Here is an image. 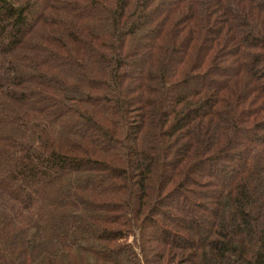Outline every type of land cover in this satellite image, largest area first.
I'll return each mask as SVG.
<instances>
[{
  "label": "trees",
  "instance_id": "obj_1",
  "mask_svg": "<svg viewBox=\"0 0 264 264\" xmlns=\"http://www.w3.org/2000/svg\"><path fill=\"white\" fill-rule=\"evenodd\" d=\"M0 264H264V0H0Z\"/></svg>",
  "mask_w": 264,
  "mask_h": 264
},
{
  "label": "rangeland",
  "instance_id": "obj_2",
  "mask_svg": "<svg viewBox=\"0 0 264 264\" xmlns=\"http://www.w3.org/2000/svg\"><path fill=\"white\" fill-rule=\"evenodd\" d=\"M220 170H219V168H218V173L220 174V175H223V173L221 172H219ZM101 186V185H100ZM26 192H30V190H27ZM178 201V202H177ZM171 203H173V205H181L183 208H185V209H187V211L189 210V205H186V204H184L183 202H182V200L180 201V198H178V197H175V198H172V201H171ZM193 212V211H192ZM158 235H159V233H158ZM115 256H117V255H115Z\"/></svg>",
  "mask_w": 264,
  "mask_h": 264
}]
</instances>
